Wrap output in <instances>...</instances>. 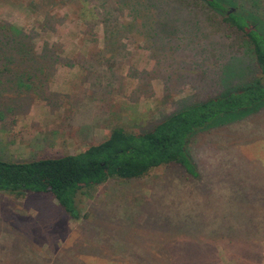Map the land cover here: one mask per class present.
<instances>
[{"label": "rangeland", "instance_id": "rangeland-1", "mask_svg": "<svg viewBox=\"0 0 264 264\" xmlns=\"http://www.w3.org/2000/svg\"><path fill=\"white\" fill-rule=\"evenodd\" d=\"M117 1L0 0V25L27 34L36 53L52 54L17 59L0 79V105L12 108L0 119L1 158L72 154L113 126L147 131L217 95L222 83L234 89L256 77L246 46L216 19L210 23V13H194L180 0H123L124 20L132 22L120 25L138 31L131 37L113 32L123 13ZM258 5L263 11L264 0ZM88 9L101 24L84 16ZM19 76L33 84L17 93ZM254 109L189 137L197 177L170 164L107 180L76 194L78 220L49 193L0 192V264H166L183 255L179 248H207L210 234L224 248L220 264H235L230 256L248 252V241L258 251L250 261L264 264V104ZM183 258L204 261L190 252Z\"/></svg>", "mask_w": 264, "mask_h": 264}, {"label": "trees", "instance_id": "trees-1", "mask_svg": "<svg viewBox=\"0 0 264 264\" xmlns=\"http://www.w3.org/2000/svg\"><path fill=\"white\" fill-rule=\"evenodd\" d=\"M258 1L180 0L188 10H198L204 16L210 13L212 15L208 20L210 23L216 19L218 24L226 26L237 40H241L247 52L251 53L257 70L252 82L234 89L226 87L227 82L222 83L221 87L224 89L217 95L184 105L147 131L133 133L121 126H113L102 140L72 154L28 160L0 157V192L15 198L23 197L27 193H49L70 219L78 220L82 215L75 204L76 194L107 180L139 178L153 168L170 164L179 165L189 176L197 177L195 165L186 149L189 137L212 124L220 123V119L224 117L233 120L244 118L255 110V105L264 104V10L260 12L257 9ZM245 3L248 6L252 5V8L245 7ZM30 4L32 3L29 2L26 6L30 7ZM125 4L123 0L115 4V9L122 8L123 13L119 15L117 21L113 19V32L116 34L119 29L122 34L134 37L138 31H134L130 25H120L122 21L123 23L127 21L128 24L132 22L129 19L124 20L127 13ZM82 9L85 7L82 6ZM84 13H86L84 16L91 15L101 24L97 13L89 9ZM3 24L0 25V79L10 74V67L18 63L17 59L23 62L28 59L34 61L36 57L41 59L48 57L49 60L52 58V54L46 48L36 53L30 43V37L23 31L14 29L9 24L6 25L7 23ZM104 38L103 32L100 37L102 43ZM38 69L41 70L42 66ZM225 70L227 69L224 68L223 71ZM13 84L17 93H20L22 89L31 88L33 82L29 79L23 80L22 76H19ZM9 111H12L11 107L0 105V119ZM220 114L221 116H217ZM215 116L217 118L213 119ZM247 224L251 225L250 221H247ZM247 229L249 231V226ZM212 236L213 234L207 236V240L211 241L207 248H183L184 250L179 248L183 255L176 257L175 261L169 258L166 264H188L183 257L189 252L191 256L204 259L201 264H220L218 252L224 251V248H220L217 242L215 244L216 238ZM230 241L232 239L225 242ZM222 242L225 243L223 240ZM248 245L250 247L247 249L248 252L239 255H236V252L230 256L235 264H253L256 260L250 261L249 258L254 255L257 258L258 251L252 248L249 241ZM140 260L134 258V264H139Z\"/></svg>", "mask_w": 264, "mask_h": 264}]
</instances>
